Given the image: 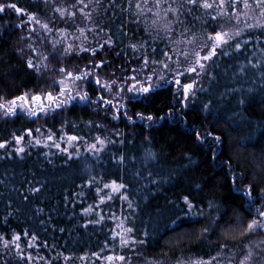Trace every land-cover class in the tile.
Wrapping results in <instances>:
<instances>
[{
  "label": "snow or ice",
  "instance_id": "snow-or-ice-1",
  "mask_svg": "<svg viewBox=\"0 0 264 264\" xmlns=\"http://www.w3.org/2000/svg\"><path fill=\"white\" fill-rule=\"evenodd\" d=\"M42 3L57 15L42 20L38 12H28L14 0L0 2V18L6 17L9 10H13L18 19L27 17L15 24V29L21 32L17 53L29 73L36 77V83L30 89L0 94V119L7 121L22 116L34 123L42 120L44 125L50 121L62 123L56 131L52 128L45 131L40 125L25 129L23 134L13 133L14 145L7 139L0 140V150H4L8 158L15 155L23 159L25 154L31 155L27 148H54L56 152L40 153L49 164L53 163L52 155L63 157L67 164L76 163L83 153H88L99 163L110 145H123L127 138L117 139L122 135L119 131L105 135L107 129L103 122L69 123L67 114L82 106L95 115L103 113L105 120L123 118L129 124H134L137 119L156 122L151 114L130 115L128 105L149 100L157 89L169 86L176 103L186 108L197 92L205 91L197 85L205 76L211 77L210 67H219L218 57L238 59L244 56L247 63L239 65V72L247 75L249 70H255L264 81V0H75L71 4L55 6L53 0H42ZM36 7L39 10L40 4ZM97 8L111 12L120 21L119 38L108 24H101L93 15ZM7 19L10 23L11 17ZM57 19L65 27H59ZM137 30L140 39H136ZM4 31L7 26L0 25V37ZM130 31V42L124 45L123 39ZM111 51H115L117 60L123 61L119 67L102 56ZM72 60L77 61L75 67H69ZM81 61H86L82 67ZM108 68L112 71L106 72ZM204 109L209 111V104H204ZM168 113L172 115L173 109L170 108ZM208 135L213 136L211 132ZM196 138L205 142L199 132ZM213 139L219 143L222 138L216 135ZM2 158L4 156H0ZM146 158L155 159V156L149 152ZM109 162L118 171L128 172V155L120 148L115 149ZM108 175L110 173L106 172L100 179L94 175L86 177L81 185H77L80 191L70 193L64 199L70 201V196L91 195L93 203L82 207L83 217H93L84 222L85 228L90 224L102 225L107 220L118 221L115 227L109 226L100 251L91 252L95 260L101 264H132V256H139V246L146 243L139 237L135 224L139 205L131 199L133 184L126 176L109 179ZM135 175L143 176V173L136 172ZM151 182L155 183L154 180ZM233 183H236L235 179ZM254 191L252 185H247L243 191L251 219L241 230L245 239L241 241L239 264H264V238L257 242V238L264 237V188L260 190L259 200L253 197ZM29 192L38 194L41 187L33 186ZM29 199V194L23 195L24 201ZM117 200L121 202L118 206ZM184 203L189 211L194 207L187 196ZM256 204L260 206L253 208ZM114 207L120 209L119 216ZM209 207L219 210L213 204ZM43 211L39 208L34 214L39 216ZM4 221L8 223V216ZM40 223L44 221L41 219ZM143 234L146 236L147 232ZM55 248L54 244L41 240L38 233L27 229L13 231L10 237L0 234V264H55L61 259L64 264H70L73 258L60 251H56L54 257L41 255V250ZM225 248L227 245L222 244L216 255L190 259L186 264H232L233 257L222 254ZM79 259L85 261L87 255H81Z\"/></svg>",
  "mask_w": 264,
  "mask_h": 264
},
{
  "label": "trees",
  "instance_id": "trees-1",
  "mask_svg": "<svg viewBox=\"0 0 264 264\" xmlns=\"http://www.w3.org/2000/svg\"><path fill=\"white\" fill-rule=\"evenodd\" d=\"M14 2L28 12H38L42 20L57 15L44 7L42 0ZM74 2L53 0V6ZM37 4H40L39 10ZM104 7H108L106 2ZM93 15L101 24H108L119 38L120 21L111 12L97 8ZM15 17L14 11L9 10L6 17L0 18V25L7 26V31L0 37V94H15L36 83L35 75L29 73L17 53L19 35L13 26ZM57 23L59 27H65L58 19ZM131 33L123 39L124 45L130 42ZM139 38L137 30L136 39ZM102 56L112 60L115 66L123 62L116 59L115 51L104 52ZM216 62L219 67H210L211 77L205 76L202 86L205 91L197 92L186 108L176 103L169 86L156 90L149 100L128 105L130 115L151 114L156 122L137 119L134 124H129L123 118L105 120L102 113L95 115L82 106L67 114L69 123L103 122L107 129L105 135L119 131L122 135L117 139L127 138L123 145H110L99 163L88 153L76 163L67 164L63 157L52 155L53 163L49 164L40 155L51 151L48 149L28 148L26 151L31 155L25 154L23 159L15 155L8 158L4 150H0V156H4L0 159V234L10 237L13 231H34L41 240L56 246L54 250H41V255L48 257H54L56 251L73 259L99 252L107 239L109 226L114 227L113 221L90 224L85 228L84 222L93 217H83L82 207L93 203L91 195L70 196L74 203L65 201L64 197L78 193L77 185H81L86 177L94 175L100 179L107 172L109 179L126 176L133 184L131 199L139 205L135 224L139 237L146 241L140 249L147 257L190 255L207 258L221 239L239 238L243 226L251 219L243 191L247 185H252L255 188L253 197L258 199L264 188V81L255 70H249L247 75L239 72V65L247 63L244 56L238 59L218 57ZM242 99L243 104L240 103ZM204 104H209V111L204 109ZM170 108L172 115L168 113ZM37 123L22 116L7 121L0 119V140L12 141L13 133L23 134L25 129L35 128ZM61 123L50 121L47 126H61ZM197 132L204 143L197 140ZM209 132L221 136V141L217 143ZM116 148L128 155L127 173L118 171L109 162ZM149 152L155 159L146 158ZM136 172H142L143 176H136ZM234 179L236 183H233ZM153 180L155 183L151 182ZM33 186L41 187V192L30 194ZM84 191L88 193L87 188ZM24 194L30 195L29 201L23 200ZM186 196L194 206L191 211L184 203ZM120 203L116 201L117 206ZM209 204L219 210L210 208ZM39 208L44 211L37 216L34 213ZM113 210L120 214L118 207ZM5 216H8V223L4 221ZM206 222L213 226V233L208 236L209 244L203 239ZM60 228L65 231L60 232ZM144 232H147L146 236ZM62 262L61 259L55 264Z\"/></svg>",
  "mask_w": 264,
  "mask_h": 264
},
{
  "label": "rangeland",
  "instance_id": "rangeland-1",
  "mask_svg": "<svg viewBox=\"0 0 264 264\" xmlns=\"http://www.w3.org/2000/svg\"><path fill=\"white\" fill-rule=\"evenodd\" d=\"M15 13V12H14ZM16 19V22L13 24L14 28H15V24L19 23L20 22V19H24L26 20L27 17L26 16H23L21 18H17L15 17ZM69 31H72V30H69ZM18 38L20 37L21 35V32L20 30H18ZM131 36H132V33H131ZM52 35L49 34V39H52ZM58 38V37H57ZM140 39V38H139ZM163 46V45H161ZM50 47V45H49ZM181 47H183V45H181ZM43 47H41V51H43ZM86 61H81L80 62V66L82 67L83 66V63H85ZM76 63L77 61L76 60H72L71 63L69 64V67H75L76 66ZM120 64L116 65V67H119ZM112 71V68H108L106 69V72H111ZM204 80H205V77L203 79L200 80L199 84L197 85V87H202L203 86V83H204ZM165 87H168V86H165ZM158 90V89H157ZM191 101H193V99H191L189 102H188V105L187 107L191 104ZM103 114V113H102ZM104 116V114H103ZM26 118V117H25ZM27 119V118H26ZM30 121V120H29ZM40 125H43L44 127V130L47 131L48 127L47 125H44V122L41 120L37 123L36 127L40 126ZM35 127V128H36ZM33 128V129H35ZM54 131L56 130H59L60 129V126H55V127H51ZM12 143L14 145V141L12 139ZM28 149V148H27ZM49 150V149H48ZM51 151H54L56 152V149H51ZM83 154H87V153H83ZM261 197V196H260ZM260 197L257 199L259 200ZM260 205L259 204H256L253 206V208L255 207H259ZM119 216V215H118ZM204 217V216H202ZM118 222V221H116ZM116 222H113L114 224V227H115V223ZM205 229H207V231H205ZM203 233H204V241L205 243L209 244V239H208V236H210L212 233H213V226H212V223L210 224L209 222H206L204 224V230H203ZM261 238H264V237H260V238H257V242L259 239ZM245 238L240 235L239 238L237 239H233V240H228V239H221V241H218V245L215 247L214 249V252L212 255H216L217 254V251L220 250V246L222 244L224 245H227V248H225L222 252L223 253H228L229 255H231L233 257L232 259V264H239V254L241 252V248H242V243L241 241L244 240ZM246 242V241H245ZM140 247V246H139ZM108 254V253H106ZM131 255V254H130ZM212 255H209L207 258H209L210 256ZM197 258H200V257H193V256H184V257H177V258H174L172 256H161V257H147L146 255L140 253L139 256H135L133 255L132 256V264H178V262H186L190 259H197ZM207 258H204V259H207ZM63 261V260H62ZM61 264H64V261L61 263ZM70 264H101V262L95 260L94 257H92L91 255L87 256V259L85 261H81L78 258L76 259H73L72 261H70Z\"/></svg>",
  "mask_w": 264,
  "mask_h": 264
}]
</instances>
